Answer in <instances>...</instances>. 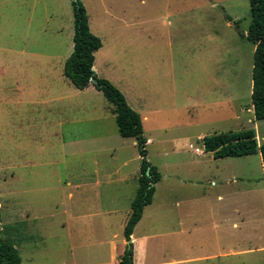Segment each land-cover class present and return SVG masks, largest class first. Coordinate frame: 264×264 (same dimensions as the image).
<instances>
[{
    "label": "rangeland",
    "instance_id": "374dc122",
    "mask_svg": "<svg viewBox=\"0 0 264 264\" xmlns=\"http://www.w3.org/2000/svg\"><path fill=\"white\" fill-rule=\"evenodd\" d=\"M79 1L102 42L93 69L140 114L161 173L135 264H264L260 153L215 158L203 144L248 128L264 144L249 0ZM73 33L72 0H0V227L21 264H120L126 246L140 156L102 92L63 75Z\"/></svg>",
    "mask_w": 264,
    "mask_h": 264
},
{
    "label": "trees",
    "instance_id": "16d2710c",
    "mask_svg": "<svg viewBox=\"0 0 264 264\" xmlns=\"http://www.w3.org/2000/svg\"><path fill=\"white\" fill-rule=\"evenodd\" d=\"M74 33L72 51L64 62L63 75L71 84L83 90L93 85L112 104L111 111L120 136L134 137L140 156L138 186L130 202V214L123 228L126 241L131 239L135 225L142 217L145 206L151 204L156 184L161 179L157 166L147 160L146 143L140 114L127 103L124 94L108 79L99 77L93 69L95 52L102 42L89 27V16L79 0H73ZM251 21L247 39L255 48L251 72V103L256 120H264V0H249ZM206 151L215 158L236 157L259 152L264 172V144L259 145L254 128L215 132L203 137ZM147 169L148 173H147ZM133 242L126 244L120 264H135ZM22 259L15 244L2 236L0 227V264H21Z\"/></svg>",
    "mask_w": 264,
    "mask_h": 264
},
{
    "label": "crops",
    "instance_id": "0c3cea01",
    "mask_svg": "<svg viewBox=\"0 0 264 264\" xmlns=\"http://www.w3.org/2000/svg\"><path fill=\"white\" fill-rule=\"evenodd\" d=\"M90 86V85H89ZM58 99V97H56V98H54V100H57ZM110 111H111V109H110ZM112 112V111H111ZM59 137H60V143H62V145H65V146H71V145H74V144H78V143H80L81 141H84V140H86V138L85 137H81V136H79L78 134H73V133H70V134H67V135H64L63 133H61L60 135H59ZM87 139H90V138H87ZM150 139L149 138H147V142L149 141ZM218 198H221V196L219 195L218 196ZM152 203V202H151ZM150 205V204H149ZM148 206V205H147ZM146 207V206H145ZM144 207V208H145ZM143 211H144V209H143ZM142 216H143V213H142ZM141 219H142V217H141ZM141 219L139 220V222L141 221ZM139 222L135 225V227H134V229L136 228V226L139 224ZM197 223V222H196ZM194 227L193 228H195V229H203L204 227L202 226V225H196V224H194L193 225ZM233 227L234 226H236V223H233V225H232ZM133 229V230H134ZM192 228L189 226V229H186V231L187 232H189L188 234H189V236H190V230H191ZM180 231V230H179ZM146 237H147V235H146ZM146 237L143 235V236H141V237H135V235H134V231L132 232V234H131V242L133 241L134 242V240L136 239L137 241H135L134 242V255H135V257L136 258H139L140 257V255L142 254V244H141V241H144L145 239H146ZM183 237V236H182ZM189 238H187L186 240H185V242L186 241H188V243H189ZM136 242H139L138 243V249H137V243ZM186 260L188 261V262H191V260H192V257L191 258H186Z\"/></svg>",
    "mask_w": 264,
    "mask_h": 264
},
{
    "label": "water",
    "instance_id": "95a60500",
    "mask_svg": "<svg viewBox=\"0 0 264 264\" xmlns=\"http://www.w3.org/2000/svg\"><path fill=\"white\" fill-rule=\"evenodd\" d=\"M73 1V0H72ZM148 170L149 169H147V173H148ZM131 241L130 240H128V241H126V244H129Z\"/></svg>",
    "mask_w": 264,
    "mask_h": 264
},
{
    "label": "built area",
    "instance_id": "2783aa9c",
    "mask_svg": "<svg viewBox=\"0 0 264 264\" xmlns=\"http://www.w3.org/2000/svg\"><path fill=\"white\" fill-rule=\"evenodd\" d=\"M196 151H197V149H196Z\"/></svg>",
    "mask_w": 264,
    "mask_h": 264
}]
</instances>
